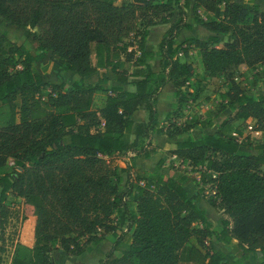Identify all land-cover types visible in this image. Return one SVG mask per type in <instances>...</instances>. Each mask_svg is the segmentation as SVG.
<instances>
[{"label":"trees","instance_id":"trees-1","mask_svg":"<svg viewBox=\"0 0 264 264\" xmlns=\"http://www.w3.org/2000/svg\"><path fill=\"white\" fill-rule=\"evenodd\" d=\"M251 3L0 0V19L27 30L20 45L0 33V106L9 109L7 123L0 126V169L12 163L10 174L0 176V264L6 252L4 203L9 196L22 201L21 221L35 217L32 247L15 244L10 264H59L55 248L71 260L91 253L116 233L114 219L121 213L128 219L127 231L99 264H179L191 238L203 246L211 237L239 250L242 260L253 255L264 264V142L245 151L236 138L224 137L219 130L197 138L188 135L171 152L181 164L200 169L199 182L210 186L208 201L225 216L213 229L205 211L188 195L186 179L165 177L161 162L144 170L111 164L115 154L141 153L135 150L140 134L163 133L157 129L155 102L166 83L175 87L179 103L185 102L180 89L193 73L178 54L186 55L189 45L199 51L204 69V75L195 78L221 79L224 108L236 120H255L251 131L264 134V92L247 95L235 80L241 65L250 72L264 67V10ZM190 6L193 25L228 34L229 40L220 47L217 36L178 43L180 32L191 27L186 14ZM175 16L160 43L163 70L158 80L147 76L135 84L134 93L111 88L113 95L95 109V95L105 91L107 78L101 72L96 84L84 82L96 70L93 57L121 51L124 60L117 59L112 73L125 83L129 68L150 55L145 52L147 28L166 25ZM131 37L140 51L136 59L127 51L129 44L118 49ZM47 53L73 74L71 84L42 80L35 63ZM138 108L148 113V123L135 126L136 139L125 146L122 138L133 127L128 118ZM182 132L186 129L173 128L167 135ZM122 175L128 188L120 193ZM131 195L133 209L127 206ZM191 258L194 264H227L222 252L192 250Z\"/></svg>","mask_w":264,"mask_h":264},{"label":"crops","instance_id":"crops-1","mask_svg":"<svg viewBox=\"0 0 264 264\" xmlns=\"http://www.w3.org/2000/svg\"><path fill=\"white\" fill-rule=\"evenodd\" d=\"M118 1H122V0H118ZM124 1L131 2L132 0H124ZM234 2L238 4H250L252 2L251 4L258 5L261 10H264V6H263L264 0H244L241 2L239 0H234ZM182 3L183 2H181V4ZM190 12H192L191 6L189 7L188 10H186V14L188 17ZM175 19L176 16L173 19H171L170 22L166 25L153 26L147 28L145 52L150 53V55H146L143 58V63L140 66H131L129 68L127 82L125 83H119L117 80H115L114 79L115 75L112 73V67L117 62V59L124 60L125 55L121 51L117 50L118 52L116 51L114 53H110V55L108 56L106 53H103L98 58L96 57V55L93 57V64L95 65L96 70L93 74L85 77L84 82L91 85L96 84L98 82L99 75L101 72L106 73V78H107L106 84L103 85L105 91L98 92L95 95V99H94L95 109H98L102 106L104 100L108 95H113L111 94V88H119V89L121 88L125 92L134 93L136 91L135 84L144 80L147 76L149 75L156 76V78L152 79L153 82L158 80L160 72L163 70V62L161 61L162 54L160 49V43L162 41L164 34L167 32V30L169 29L171 24L175 21ZM197 27H201V26H197ZM190 30L191 27L190 29L182 30L183 33L181 34V36L179 35L177 37L178 38L177 42L183 43L188 38L193 37L192 33H189L192 32ZM204 34L206 35V37L217 36L219 38V43L217 44L216 47L222 46L224 43H226L229 40L228 34H213L206 30L204 31ZM180 37H182V39H180ZM136 40L137 39H134V37H131L129 39H124L122 43L119 44L118 49H120L126 44L127 45L129 44L130 46L128 45L127 51L128 52L132 51L134 53V59H136L137 57L140 56V51L137 48ZM183 47H186V45L183 44ZM187 49L188 51L186 55L183 54L184 55L183 57H179V61L181 63H186L190 65L193 73V75L188 79L186 84L180 89L181 97L183 96L186 99L185 102L180 104L179 97L175 95L176 93L175 87L171 82L166 83L161 88L160 95L155 102L156 111L158 115L157 129H162L163 133L154 132L149 136H144L143 134H140L137 138V145L135 150L141 153L137 155L135 154V152L126 151L124 153L115 154L111 158V164L119 168L132 167V168H139L141 170H144L146 166H154L158 162H161V173L165 177L172 178L178 181H181V179L184 178L186 179L185 189L188 195L193 200L195 205H197L200 209L205 211V215L209 220V222L211 223L213 229L214 227L217 226L219 220L225 216L221 210L213 208L208 201V197L205 196L207 195L208 184L199 182V176H194V178H190L186 176L185 173L180 172L179 169H184L185 167L191 171L197 169H191L187 164H181L180 161L176 158V156L171 154V152L177 149L178 143L191 134L186 131L178 135H174V134L167 135V132L171 133L172 129L176 128V126L178 127L177 128L178 130L185 129L187 125L193 124V127L191 128H195L197 126V123L195 121L196 120L195 115H193V113L190 112V109L197 106L196 103L197 101L195 99L198 97V95H200L199 86H201L202 83H207L210 81V79L207 78L201 81H198L195 78V76L204 75V69L202 66L201 57L199 51L195 46L189 45ZM31 51L34 53L36 52V50L33 47H31ZM53 60L55 59L51 56V53H47L42 61L35 63V67L40 73L42 80L46 83L55 84V85L71 84L73 80V74L67 72L62 67L60 62ZM260 70L261 67L258 68L255 72H250L247 70L246 66L241 65L238 69V73L242 75H247L249 74V72L255 74L258 73ZM259 75L262 74L259 73ZM196 108L201 109V111L197 113L198 115L204 113L205 110L208 109L206 105L204 106L198 105V107ZM178 111H180V114L179 115L175 114ZM128 119L133 124V127L122 138V141L125 146H128L135 141L136 139L135 126L146 125L148 123V113L144 109L138 108L129 116ZM249 120L252 126H254L255 120L253 119H249ZM209 123L212 125L211 127L207 126V124ZM200 124L201 125L198 126V128L201 129L200 132H198L200 133L199 134L200 136L212 134L219 130L223 135L226 134L227 127L222 128L221 124L219 125V123L217 122L215 124L214 121L210 119H204L203 123ZM253 133H254L253 138L255 136L260 135V133L258 132H253ZM232 135L235 136V134ZM253 154H255V152H253ZM6 168L7 167H5V169L2 168L0 171L6 170ZM3 175L5 174L2 173L1 176ZM189 176H192V173H190ZM123 177L125 176L122 175L121 178ZM190 179H195L196 182H193ZM209 191L212 194L211 189H209ZM130 197H132V195ZM127 206L130 209H133L134 203L131 201V199L129 202H127ZM124 216L125 215L121 213L118 215L117 218L123 219ZM34 224H35V217L29 216L22 223L19 231L20 232L19 242L27 247H32L34 242L33 241ZM126 231L127 228L125 229L122 226L118 227L115 234L107 235L105 241L95 246L91 253H84L81 256L74 258L72 260L77 262V264H87L90 263L91 261L93 264H99V261L104 259L105 255L112 248L115 239H117V237L122 232H126ZM192 250L193 251L197 250L201 254L206 253V251H208L209 253L222 252L224 254V258L227 264H234L237 260V258L234 257L235 254L233 253L231 248H229L223 243L216 242L213 237L208 238L203 246H199L197 244L196 239L191 238L189 240V244L180 254L179 264H194L191 258ZM97 251L100 253V255L94 260H91L90 256H92ZM59 253L64 254V256H66L65 253H63L60 250ZM243 261L247 262V264H255L257 260L254 257L250 258L248 256ZM8 264H10V260Z\"/></svg>","mask_w":264,"mask_h":264},{"label":"rangeland","instance_id":"rangeland-1","mask_svg":"<svg viewBox=\"0 0 264 264\" xmlns=\"http://www.w3.org/2000/svg\"><path fill=\"white\" fill-rule=\"evenodd\" d=\"M162 1V0H158ZM244 1V0H239ZM183 2V1H181ZM264 6V5H263ZM189 9V8H188ZM190 11V10H189ZM193 17V13L190 12L189 17L187 16V22L191 25V30L193 37H196L198 39H206V35L204 34V29L201 27H197L196 25H193L191 22V18ZM0 33L5 34L8 41L15 43L17 45L24 44L25 43V37L27 30L19 29L14 26H10L3 22L0 19ZM183 33V31L180 32V36ZM178 35V36H179ZM178 39V38H177ZM182 39V37H180ZM51 56L54 58V56L51 54ZM55 59V58H54ZM57 61L58 60H53ZM70 73V72H69ZM262 74V75H259ZM237 82L239 83L242 90L247 94L251 96L260 95L264 92V67H261V70L258 73H250L247 75H242L238 73L237 75ZM260 76V78H259ZM201 87V88H200ZM200 95L195 99L198 105H206L208 107L207 110H205L202 114H197L201 109H197L196 107H193L190 109V112L195 115L197 126L195 128H185L187 132L191 134V136H194L195 138L200 136L198 132H200L201 129L198 128L200 123H203L204 119H210L214 121L216 124H221L222 128H226V134L224 137H234L239 142H241V145L243 146V149L245 151L249 150V145H255L259 142L264 141V134L255 136L253 138L254 133L251 131L252 124L250 120L248 121H238L234 118V113L230 112L228 109L224 108V102L221 99V95L223 92L226 91L225 86L222 83L221 79L214 78L210 79L207 83H202L201 86H199ZM203 110V109H202ZM9 119V109L7 106H0V126L7 123ZM218 120V121H217ZM178 127L176 126V129ZM203 130V128H202ZM232 134H235L233 136ZM185 167V166H184ZM5 169V167L3 168ZM12 169V166H7L6 170L0 171V176L2 173L5 175L10 174ZM1 170V169H0ZM262 170L264 171V168L262 167ZM180 172H183L186 174V176L190 178H194V176H199L200 169L197 170H188L186 167L184 169H179ZM190 173H192V176H189ZM179 174V173H178ZM180 175V174H179ZM122 182L117 185L118 190L120 193H123L128 188V182L125 180V177L122 178ZM210 186L208 185L207 190V196L208 198L212 195L209 191ZM131 197L129 198V200ZM6 208V216H7V223L5 226V232H4V245L6 247V252L2 257V263L1 264H8L9 260H11L13 246L19 242L20 239V228L24 221H21V209H22V201L18 198H14L9 196L5 203ZM114 222L118 223V227L127 228L128 226V219L127 217H123V219L115 218ZM233 253L235 254L234 257L237 258L236 262L234 264H247V262L243 261L240 256V251L232 249ZM100 255V253L97 251L92 256H90L91 260H94ZM54 258L58 261L59 264H77V262L70 260L69 258H66L64 254H60L59 250L55 248L53 251ZM249 257H253L252 255H249ZM85 260V259H84ZM89 260V259H88ZM87 264H93L92 261ZM255 264H258L256 261Z\"/></svg>","mask_w":264,"mask_h":264},{"label":"built area","instance_id":"built-area-1","mask_svg":"<svg viewBox=\"0 0 264 264\" xmlns=\"http://www.w3.org/2000/svg\"><path fill=\"white\" fill-rule=\"evenodd\" d=\"M178 57H182V53H179ZM235 80L237 81V78ZM10 165H12V163Z\"/></svg>","mask_w":264,"mask_h":264}]
</instances>
